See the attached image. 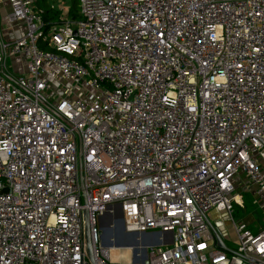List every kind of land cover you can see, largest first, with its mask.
<instances>
[{
	"label": "built area",
	"instance_id": "obj_1",
	"mask_svg": "<svg viewBox=\"0 0 264 264\" xmlns=\"http://www.w3.org/2000/svg\"><path fill=\"white\" fill-rule=\"evenodd\" d=\"M7 1L24 30L0 39V264H264L230 197L239 172L264 195V0H78L56 22ZM118 203L126 232L172 243L107 259L98 218Z\"/></svg>",
	"mask_w": 264,
	"mask_h": 264
},
{
	"label": "rangeland",
	"instance_id": "obj_2",
	"mask_svg": "<svg viewBox=\"0 0 264 264\" xmlns=\"http://www.w3.org/2000/svg\"><path fill=\"white\" fill-rule=\"evenodd\" d=\"M48 2L56 11L67 19H69V16L72 17V15L79 11L78 0H48ZM14 70L15 71L12 72L14 75H24L23 68L19 65H17ZM67 84L70 85L71 83ZM55 93L58 95L59 92L56 91ZM261 169L264 173V163H262ZM233 188L230 195L232 199L231 217L233 221L241 228L248 229L251 232L264 228V195L259 191L258 187L249 182L244 175V180H242L239 185H236L234 182ZM219 218L224 225L223 227L227 230L228 238L226 241L228 249L232 250L237 246V238L232 220L228 219V213H224V216H219ZM104 256L107 258L105 253ZM107 259L110 260V258ZM114 263L126 262L124 259H120L116 260Z\"/></svg>",
	"mask_w": 264,
	"mask_h": 264
},
{
	"label": "water",
	"instance_id": "obj_3",
	"mask_svg": "<svg viewBox=\"0 0 264 264\" xmlns=\"http://www.w3.org/2000/svg\"><path fill=\"white\" fill-rule=\"evenodd\" d=\"M206 221L212 226L208 219ZM98 225L100 228L101 246L103 248H130L132 263H146L148 247L169 244L173 241L172 232H126L120 203L114 206L109 205L106 211L99 216ZM84 234L86 251L89 259L92 261L87 220L85 221ZM213 236L217 246L226 250L221 234L214 227ZM137 253H141V257H138Z\"/></svg>",
	"mask_w": 264,
	"mask_h": 264
},
{
	"label": "crops",
	"instance_id": "obj_4",
	"mask_svg": "<svg viewBox=\"0 0 264 264\" xmlns=\"http://www.w3.org/2000/svg\"><path fill=\"white\" fill-rule=\"evenodd\" d=\"M44 4H48L51 6L48 2V0H37L36 1V7L38 9H41ZM52 7V6H51ZM10 10V5L7 0H4L0 3V39L4 40H10L13 38H17L22 36L24 26L21 23L12 25L8 22L7 20V15ZM58 18H63L61 14H59ZM65 18V17H64ZM69 18H72L69 16ZM57 20H51V22H56ZM9 67L11 72L15 71L14 68L19 65L21 68H24V58L23 57H12L9 59ZM24 71V70H23ZM244 180V175L242 173H237L234 178H233V185L234 182L236 185H239L240 182ZM220 217L224 216V212H218L216 210H211L210 213H208V220L212 224V226L221 234L224 245L226 246V249H228L227 241L226 239L228 238L227 235V230L225 227H223V223L220 220ZM258 231V230H257ZM257 231H252V232H257Z\"/></svg>",
	"mask_w": 264,
	"mask_h": 264
},
{
	"label": "bare ground",
	"instance_id": "obj_5",
	"mask_svg": "<svg viewBox=\"0 0 264 264\" xmlns=\"http://www.w3.org/2000/svg\"><path fill=\"white\" fill-rule=\"evenodd\" d=\"M105 249H106L105 254L107 258H110L111 261L116 262V260H120V259H124L126 263L131 261L130 248L107 247Z\"/></svg>",
	"mask_w": 264,
	"mask_h": 264
},
{
	"label": "trees",
	"instance_id": "obj_6",
	"mask_svg": "<svg viewBox=\"0 0 264 264\" xmlns=\"http://www.w3.org/2000/svg\"><path fill=\"white\" fill-rule=\"evenodd\" d=\"M42 12H43V17L45 18L46 21L51 22V20H57L59 19V12L56 11L53 7L49 6L48 4H44L42 7H40ZM79 13L77 12L76 14L72 15V18H78Z\"/></svg>",
	"mask_w": 264,
	"mask_h": 264
}]
</instances>
